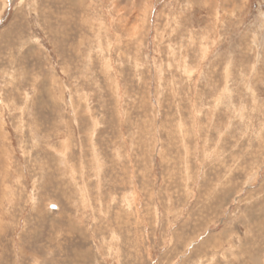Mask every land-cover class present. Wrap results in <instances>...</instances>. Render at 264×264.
I'll list each match as a JSON object with an SVG mask.
<instances>
[{"label": "rangeland", "instance_id": "1", "mask_svg": "<svg viewBox=\"0 0 264 264\" xmlns=\"http://www.w3.org/2000/svg\"><path fill=\"white\" fill-rule=\"evenodd\" d=\"M204 1L0 0V264H264V0Z\"/></svg>", "mask_w": 264, "mask_h": 264}, {"label": "bare ground", "instance_id": "2", "mask_svg": "<svg viewBox=\"0 0 264 264\" xmlns=\"http://www.w3.org/2000/svg\"><path fill=\"white\" fill-rule=\"evenodd\" d=\"M55 1V0H54ZM83 1V0H82ZM82 1H78V0H74V6L75 7H78L77 9H79L81 6H83V3H82ZM113 1V0H112ZM142 1V0H141ZM199 1H201V0H199ZM205 2V4L204 3H202L204 6H211L212 4L211 3H209V1L208 2H206V0L204 1ZM214 2V5H212L213 6V13H216V12H219L218 11V7H217V5H218V0H214L213 1ZM244 2V1H243ZM243 2H241V3H243ZM70 3V2H69ZM132 3V2H131ZM199 3H201V2H199ZM190 4H192V3H190ZM194 4H197V3H194ZM71 5V4H70ZM193 5V4H192ZM114 7V6H113ZM242 7V6H241ZM84 8V7H83ZM75 9V8H74ZM76 9V10H77ZM82 9V8H81ZM208 10V9H207ZM81 12H82V10H80ZM84 11V10H83ZM226 12V11H225ZM219 14V13H218ZM148 121V120H147ZM6 151V150H5ZM2 161V160H1ZM1 167V166H0ZM4 170V169H3ZM3 198V197H2ZM32 201V200H31ZM159 217V216H158ZM79 258V257H78ZM256 258V257H255Z\"/></svg>", "mask_w": 264, "mask_h": 264}]
</instances>
